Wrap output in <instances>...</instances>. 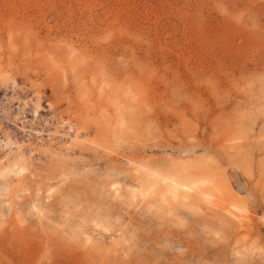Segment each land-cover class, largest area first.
<instances>
[{
    "label": "rangeland",
    "instance_id": "374dc122",
    "mask_svg": "<svg viewBox=\"0 0 264 264\" xmlns=\"http://www.w3.org/2000/svg\"><path fill=\"white\" fill-rule=\"evenodd\" d=\"M0 60L37 103L23 107L25 124L69 118L101 146L36 153L34 168L0 177L22 179L12 211L0 186V264H264V0H0ZM98 82L112 93L102 105L89 95ZM11 95L0 87V103ZM114 100L125 120L115 145L102 122L115 119ZM0 124L1 138L36 142ZM9 152L0 142V156ZM133 158L226 184L247 206L246 228L191 191L188 205L164 211L130 198Z\"/></svg>",
    "mask_w": 264,
    "mask_h": 264
},
{
    "label": "bare ground",
    "instance_id": "6f19581e",
    "mask_svg": "<svg viewBox=\"0 0 264 264\" xmlns=\"http://www.w3.org/2000/svg\"><path fill=\"white\" fill-rule=\"evenodd\" d=\"M6 40H9V38L6 39ZM71 49H72L71 50L72 51V55L76 54L75 48H71ZM68 52H70V50ZM63 54H65V53H63ZM70 54L71 53H69V56H71ZM79 60L80 59H78V61ZM76 61H74V62H76ZM9 66L10 65L8 63H6V62L5 63H2L1 60H0V87H6V88L7 87H10L11 89H13V90L16 91L17 96L16 95H11L10 97H6L5 101L2 102V103H0V113L2 114V116H0V117L1 118L2 117H5V119H8V120L12 121V123L15 125V130L21 131V132H25V134L28 136V138L29 137L34 138V140L36 142L35 143H29V142H25L24 140H17L15 138H12L9 132H7V134H5L4 137H2V138L0 137V142H3L4 145L7 146L9 148V150H10V152L8 154H5L4 156H0V177H2L5 174L7 176L13 175L15 173L20 174L27 167L28 168H34L35 167L34 164L36 163L37 160L33 164V160H34L33 159V155L36 154V153L44 155L47 158V160H48L51 157H52L51 159H53L54 157H58V158L59 157H62L63 156V150L64 149L65 150L76 149V148H80V147L86 146L87 145L86 144L87 142L91 143L92 140L90 138H88V136H89L88 135V132H86V130H83L81 127L79 128L78 126H76L72 122V120H70L69 118H63L62 116H56L55 115V116L52 117L53 118L52 121L47 123L48 124V127H45V128H44V124H42L41 127H39V128L38 127H35L36 125H32L33 123L32 124H29L28 123V125L25 124V119H24L23 113H22L23 107L25 105L33 104V106H34V108L36 110L37 103L35 101H32V99L30 98V95H28L29 96L28 97L27 95H24V94L20 93L19 92L20 89L18 90V89L15 88V86H16L15 84L16 83H15L14 78L13 79H10L7 76V75H9L8 74V70H9L8 68H9ZM107 83L109 84V82H107ZM107 83L101 82V83L97 84V87L94 86L95 88L92 89L90 91V93H89V95H91L90 97H92V98L95 97V96L98 97V99H96L98 105H102V102H104V100H108L112 96V93L111 94L110 93H107L105 91V89H104L108 85ZM114 90H115V88H114ZM81 94H82L81 97H85L86 95H88L87 93H81ZM123 95H124V93H123ZM113 98H115V97H113ZM115 99H118V97L115 98ZM119 100L120 99H118L117 102ZM13 102L16 103V104L18 103V105H17V111L15 112V114H13V113L11 114V106L12 105L10 106V103L12 104ZM113 102H114V104L113 103L112 104L113 105L116 104V107H117L116 108V111H115V114H113L115 116V119L112 120V119L108 118V119L103 120L102 122H104L105 124H107L106 127L109 129L110 133L112 134L113 142H114V145H115L119 141H121V139L123 137L122 136V133H123V131H122L123 128L122 127L125 124V120L122 118V116H123L122 106L121 105H118V103H115L116 100H114ZM120 102L121 101H119V103ZM100 110H101V108H100ZM109 115H110V113H109ZM104 116H106L105 113H104ZM101 118L103 119V117H101ZM105 118H107V116ZM94 119H96V118H94ZM124 127H125V125H124ZM126 127H127V125H126ZM125 132H127V131H125ZM109 136L111 137L110 134H109ZM45 137H47V139H49V140H52L54 137H57L59 140H61V142L58 143L57 146L56 145H49L48 146V145H45L44 142H43V140L45 139ZM109 142H112V141H109ZM123 142L126 143V144H128V141L125 140V139L123 140ZM133 142L135 143V141H133ZM93 143H94V141H92L91 144L93 145ZM129 143H132V141L129 142ZM138 143L141 145V144H143V141L139 140ZM135 144H133V145H135ZM94 145L97 148H99V147L101 148L100 143H98V142H95ZM97 148H96V150H97ZM140 161H141V158H140V160H137V159H134L133 158L132 160L129 161V163H130V165L132 167L131 168L132 171L130 170V172L131 173L133 172L132 174L135 175V177L132 176V175L131 176H132V178L134 177L135 181L137 182V187L134 190L135 193H131L130 195L127 193V195L130 196V198L136 197L137 198V201L138 200L139 201H143L144 198H146V197L147 198H151V199H153L156 202V206L154 204V207L155 208L156 207L157 208L160 207L164 211V209L165 210H169L174 205H177L176 203H178L180 205H183V204L184 205L185 204L188 205L187 202L186 203H183L184 202L183 199L185 197V192H190L191 191V192H193L199 198L200 201H202V203H204L203 206H206L205 208L214 209L215 211H217V213L219 212V214H222L226 218H227V216H230V218H232L235 221L234 223H236L235 224V227L237 228V230L238 229L242 230V229L246 228V223L248 222L247 206H246V204L243 201H241L239 195H237L235 192H233L232 189L229 186L227 187L226 184L217 183V182L214 181V179H211V178H208V177L207 178H205V177L204 178L203 177L202 178H193V179H190L189 178L190 180L183 179V176H182V178H177L176 175H174L173 173L162 172L163 170L162 171H159L158 169L153 168L149 164V162H147V160L146 161H142V162H140ZM37 163H39V162H37ZM174 170H176V169L174 168ZM181 170H183V172H184V170H185L184 167H182ZM189 170L191 172V168ZM187 173H189V172H187ZM17 178L15 177V179H17L18 181L15 182L14 184L13 183L12 184H3L2 182H0V186H2V185L4 186L3 187V195H2V197H4L3 200H5L6 202H8V205H9V208L8 209H10L11 211H12V209H15L14 208L15 207L14 206L15 205V202L13 201L14 198L12 199V194H13V186L12 185L17 186L22 181V179H21L20 176L17 177ZM5 179H7V178H5ZM12 179H13V177H12ZM111 182H110V184H111ZM157 182H159L160 185H157ZM133 186L135 187V185H133ZM131 187L132 186H130V188ZM21 188H22V186H21ZM18 191H20V190H18ZM113 191H112V194H113ZM121 197L124 198L123 195H121ZM116 198H118V197H116ZM185 199H186V197H185ZM195 203H198V202L195 201L194 204ZM147 206L149 207L150 204L148 203ZM198 208H199V206H198ZM32 210L34 211V215L35 216H37L39 218L42 217L43 212L40 209L36 208L35 206H32ZM1 212H0V223H2L4 221L1 218V214H4V213H1ZM251 220H252V218H251ZM11 223H12V221H11ZM8 224H10V223L8 222ZM225 224L228 225L227 223H225ZM93 225H94V223H93ZM230 225H231V223H230ZM230 225H228V226H230ZM106 230H107V227H106ZM238 234L240 235L242 233L240 232ZM245 235H246L245 233L242 234V239L245 238ZM88 242L90 243V245L92 247H95L98 250L100 249V245H99L98 242H96L95 240H94V242H92L88 238V236H86L84 238V240H83V243H88ZM102 246H103V243H102ZM246 246H248L249 249L250 248H254L252 246V243H248L247 242L246 243ZM239 249H241V248L239 247ZM239 251H241V250H239ZM241 258L243 259L244 256L241 257ZM241 258H240V260H241Z\"/></svg>",
    "mask_w": 264,
    "mask_h": 264
}]
</instances>
